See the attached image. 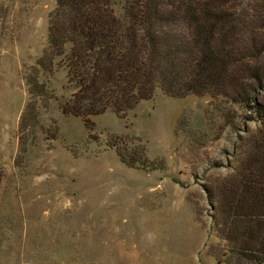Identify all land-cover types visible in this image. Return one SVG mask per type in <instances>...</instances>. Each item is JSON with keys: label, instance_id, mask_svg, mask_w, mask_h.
<instances>
[{"label": "rangeland", "instance_id": "374dc122", "mask_svg": "<svg viewBox=\"0 0 264 264\" xmlns=\"http://www.w3.org/2000/svg\"><path fill=\"white\" fill-rule=\"evenodd\" d=\"M229 3L264 75V0ZM55 6L0 0V264H224L219 186L261 127L256 101L159 88L123 118L66 114L64 67L38 70L42 95L27 81Z\"/></svg>", "mask_w": 264, "mask_h": 264}, {"label": "trees", "instance_id": "16d2710c", "mask_svg": "<svg viewBox=\"0 0 264 264\" xmlns=\"http://www.w3.org/2000/svg\"><path fill=\"white\" fill-rule=\"evenodd\" d=\"M229 2L56 0L48 46L27 81L42 95L38 70L64 67L74 91L60 107L85 121L108 109L123 118L159 88L256 101L261 127L240 168L219 186L216 210L227 247L219 262L264 264V104L252 97L264 75L242 61L250 35ZM118 153L135 165L125 149Z\"/></svg>", "mask_w": 264, "mask_h": 264}]
</instances>
